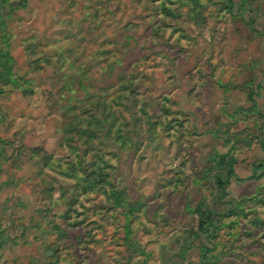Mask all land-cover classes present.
I'll use <instances>...</instances> for the list:
<instances>
[{
  "label": "rangeland",
  "instance_id": "rangeland-1",
  "mask_svg": "<svg viewBox=\"0 0 264 264\" xmlns=\"http://www.w3.org/2000/svg\"><path fill=\"white\" fill-rule=\"evenodd\" d=\"M0 21V264H264V0Z\"/></svg>",
  "mask_w": 264,
  "mask_h": 264
},
{
  "label": "trees",
  "instance_id": "trees-1",
  "mask_svg": "<svg viewBox=\"0 0 264 264\" xmlns=\"http://www.w3.org/2000/svg\"><path fill=\"white\" fill-rule=\"evenodd\" d=\"M234 3H235V0H227V4H228V6L230 7V8H232L233 9V7H234ZM0 23H2L1 21H0ZM6 66H7V64H5ZM4 79H6L5 78V74L4 73H1L0 74V82L1 81H3ZM3 88H2V86H0V90H2ZM234 173H236V170L232 167V166H229V168H228V171H227V174H226V179H221V178H218V182H219V184L220 185H223L224 187H225V184H227L229 181H230V177H231V175H233ZM200 213L203 215V216H205V214L207 213V215H209V213H211V211L210 210H208L207 212L205 211V210H201L200 209ZM203 219H205L204 217H202ZM206 221V220H205ZM201 223H202V227L203 228H205V229H207V227H206V225L204 226V221H202L201 220ZM206 223V222H205ZM212 223H215L214 221L212 222Z\"/></svg>",
  "mask_w": 264,
  "mask_h": 264
}]
</instances>
